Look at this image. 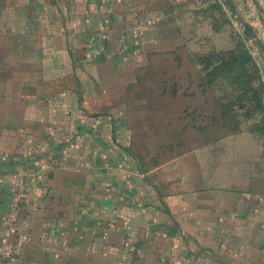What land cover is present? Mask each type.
<instances>
[{
	"label": "crops",
	"instance_id": "obj_1",
	"mask_svg": "<svg viewBox=\"0 0 264 264\" xmlns=\"http://www.w3.org/2000/svg\"><path fill=\"white\" fill-rule=\"evenodd\" d=\"M218 3L0 0V264H264V135L166 143L150 96L233 48Z\"/></svg>",
	"mask_w": 264,
	"mask_h": 264
},
{
	"label": "rangeland",
	"instance_id": "obj_2",
	"mask_svg": "<svg viewBox=\"0 0 264 264\" xmlns=\"http://www.w3.org/2000/svg\"><path fill=\"white\" fill-rule=\"evenodd\" d=\"M218 4L223 11L220 12L215 8L218 14V18L216 19L219 23H223L224 26L230 29V35H232L234 41L233 48L227 50L214 49L213 51L211 50L207 53H200L191 57L193 62L202 67L201 71L203 73L200 78V85L198 86V89H193L191 86L150 89V96L160 95L170 97L173 102L168 103V107H173L174 101H182L180 105L183 112L181 115L182 118L167 120V126H162V128L165 127L167 133L171 130L176 132L175 136H166V143L175 140L183 141V139L192 137H198V139L205 137L208 138L211 133H218V135H221L231 132L232 130H249V128H253L260 119V116L256 113L252 115L251 118H245V111L248 107H250L246 104V102H244L245 98L240 96L244 93L240 83H243L245 79L232 84V81L234 80L227 78L226 75L228 74L226 72L216 73L218 74L216 75V78H214V80L209 79V82L208 77H206L207 72H205L203 64L220 63L221 61L217 60L216 57L212 55V52L219 53L224 51H237L239 48L238 45L242 43L247 51H249L252 60L256 63L259 69V76L264 85V60L262 53L258 50L256 45L250 41V39L246 38L242 34L243 27L239 22L236 23L234 15L232 13L230 14L229 10L226 11L227 8L224 10V4L222 2ZM246 19L250 21L257 20H253L248 17H246ZM238 54H240V52ZM237 71L239 72V69ZM247 73L250 72L248 71ZM251 82L252 84L248 83L247 90H249V92L252 90L251 95L255 96L256 93H254V91L255 89H258V85L255 80H252ZM142 91L143 89H136L135 98L141 99ZM196 95L199 96V104L191 103V98L196 97ZM155 123H158V121L156 120ZM262 128H264V126ZM177 133H179V137ZM181 134H183V136ZM161 140L163 139L161 138ZM167 154L170 156L175 153L172 151L167 152Z\"/></svg>",
	"mask_w": 264,
	"mask_h": 264
},
{
	"label": "trees",
	"instance_id": "obj_3",
	"mask_svg": "<svg viewBox=\"0 0 264 264\" xmlns=\"http://www.w3.org/2000/svg\"><path fill=\"white\" fill-rule=\"evenodd\" d=\"M215 8L220 12L223 11L219 4H216ZM238 47L239 48L237 51H224L219 53L212 52V55H214L217 60L221 61L220 63L203 64L204 70L207 72L206 77H208L209 82V79L214 80V78H216V75H218L216 73L226 72L228 74L226 75L227 78L234 80L232 81V84L245 79L243 83H240V86L244 92L243 95L240 96L244 97V102L250 106L245 111V118H251L255 113L260 116L258 123H256L253 128H249V131L264 135V128H262L264 126V85L259 76V69L256 63L252 60L249 51H247L242 43H240ZM239 52L240 54H238ZM238 69L239 72L237 71ZM248 71L250 73H247ZM252 80H255L258 85V89H255L254 91V93H256L255 96L251 95L252 90L251 92L247 90L248 83L252 84ZM235 131L236 130H232V132Z\"/></svg>",
	"mask_w": 264,
	"mask_h": 264
},
{
	"label": "water",
	"instance_id": "obj_4",
	"mask_svg": "<svg viewBox=\"0 0 264 264\" xmlns=\"http://www.w3.org/2000/svg\"><path fill=\"white\" fill-rule=\"evenodd\" d=\"M243 27L242 34L253 42L264 60V0H220ZM246 17L256 21L247 20Z\"/></svg>",
	"mask_w": 264,
	"mask_h": 264
}]
</instances>
